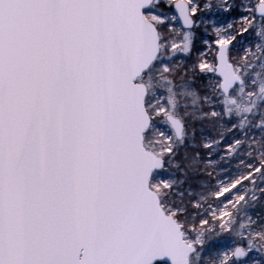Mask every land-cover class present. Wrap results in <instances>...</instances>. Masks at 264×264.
Returning a JSON list of instances; mask_svg holds the SVG:
<instances>
[{
    "label": "snow or ice",
    "instance_id": "obj_1",
    "mask_svg": "<svg viewBox=\"0 0 264 264\" xmlns=\"http://www.w3.org/2000/svg\"><path fill=\"white\" fill-rule=\"evenodd\" d=\"M0 264H264V0H0Z\"/></svg>",
    "mask_w": 264,
    "mask_h": 264
}]
</instances>
